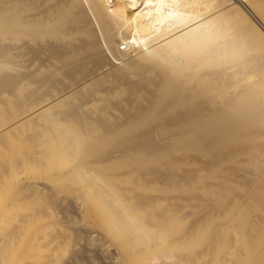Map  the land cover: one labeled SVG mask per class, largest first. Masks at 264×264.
<instances>
[{"label":"bare ground","instance_id":"obj_1","mask_svg":"<svg viewBox=\"0 0 264 264\" xmlns=\"http://www.w3.org/2000/svg\"><path fill=\"white\" fill-rule=\"evenodd\" d=\"M97 50L108 60L103 58L66 86H47L46 91L54 89L43 91L27 106L24 124L37 127L40 146L56 148L59 157L79 146L163 151L155 167L138 165L144 173L160 166L185 170L181 151L217 156L222 161L207 174H196L189 192L203 187L216 196V181L246 176L253 184L246 188L249 202L236 201L229 214L205 220L201 226L208 237H190L184 249L210 243V254L218 249L222 257L231 236L217 227L225 224L252 240L261 239L264 0H0V69L9 68L25 90L41 80L46 84L58 79L65 67L87 64ZM74 69L66 71L69 78ZM34 89L36 94L41 88ZM195 158L190 159L199 161ZM226 162L235 170L224 167ZM236 170H243L242 176ZM207 180L215 182L207 186ZM68 203L65 208L70 210L74 205ZM232 214H238L237 220ZM169 218L178 224L184 220L178 213ZM128 220L115 214L113 231L136 234L141 224L131 228ZM215 230L218 235L210 238ZM238 252L235 264L263 263L255 255ZM157 257L145 264H156ZM168 259L176 262L173 255ZM211 259L212 264L221 261Z\"/></svg>","mask_w":264,"mask_h":264},{"label":"rangeland","instance_id":"obj_2","mask_svg":"<svg viewBox=\"0 0 264 264\" xmlns=\"http://www.w3.org/2000/svg\"><path fill=\"white\" fill-rule=\"evenodd\" d=\"M104 54L98 50L91 52L89 60L92 61L63 68L65 73L59 75L60 80L59 77L51 79L54 84L51 81L42 84L41 80L27 90L14 79L9 68L0 69V264H65L70 259L75 260L74 264H145L156 254V264H195L200 260L212 264L213 257L217 261L221 259L219 264H235L238 251L255 255L264 264V236L252 240L225 223L217 227L231 236L222 257L218 249L210 254L213 248L210 243L195 250L183 247L190 237H208L201 226L205 220L229 214L236 201L249 202L246 188L253 184L248 176H242L243 170L241 174L236 170L242 179L233 176L226 178L228 181L224 178L216 181L213 184L219 188L213 190L216 196H211V190L203 187L201 191L189 192V187L196 184L195 175L207 174L221 158L207 153L199 157L193 150L181 151L178 155L185 170L160 166L144 173L138 170V165L155 167L152 165L163 151L79 146L62 152L59 157L56 148L40 146L37 127L24 124L27 106L38 95L43 96L47 86L56 83L55 88L66 86L91 71L94 65L95 69L106 59ZM73 68L77 72L73 70L74 75L70 77H75L71 79L66 71L71 72ZM36 87L41 88L39 92ZM88 137L82 135V138ZM203 149L201 146V152ZM190 158H199V161ZM226 165L229 169L234 166L229 162L224 164L227 168ZM233 178L236 181L230 180ZM206 182L209 186L215 181ZM68 202L74 205L70 210L65 208ZM176 213L184 217L180 224L169 218ZM115 214L129 219L131 228H139L141 224L140 229L132 235L113 231L111 223ZM256 214L255 219L260 220L262 216ZM232 215V220H237L238 214ZM217 235L215 230L210 238ZM169 254L176 262L168 259Z\"/></svg>","mask_w":264,"mask_h":264}]
</instances>
